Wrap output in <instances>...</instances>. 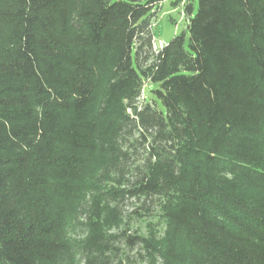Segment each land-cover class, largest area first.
Returning <instances> with one entry per match:
<instances>
[{"label": "trees", "instance_id": "16d2710c", "mask_svg": "<svg viewBox=\"0 0 264 264\" xmlns=\"http://www.w3.org/2000/svg\"><path fill=\"white\" fill-rule=\"evenodd\" d=\"M164 1L0 0V264H264V0Z\"/></svg>", "mask_w": 264, "mask_h": 264}, {"label": "rangeland", "instance_id": "374dc122", "mask_svg": "<svg viewBox=\"0 0 264 264\" xmlns=\"http://www.w3.org/2000/svg\"><path fill=\"white\" fill-rule=\"evenodd\" d=\"M194 11L197 7V0H193ZM153 17L154 24V37H153V48L157 49L161 47L162 44L168 42L175 34L180 33L186 27V16L184 15L181 5H172L170 0H165L160 3L159 9ZM153 87L152 84H146L144 91L141 93L139 102H143V97L149 92ZM133 209V202H128L125 210L130 213ZM133 227H136L135 224L131 223ZM144 263V262H142ZM145 264V263H144Z\"/></svg>", "mask_w": 264, "mask_h": 264}]
</instances>
